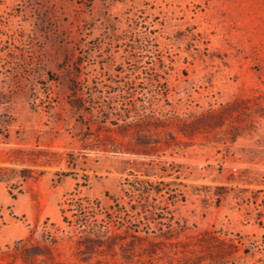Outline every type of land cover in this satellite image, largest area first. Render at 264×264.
I'll list each match as a JSON object with an SVG mask.
<instances>
[{
	"label": "rangeland",
	"instance_id": "obj_1",
	"mask_svg": "<svg viewBox=\"0 0 264 264\" xmlns=\"http://www.w3.org/2000/svg\"><path fill=\"white\" fill-rule=\"evenodd\" d=\"M0 264H264V0H0Z\"/></svg>",
	"mask_w": 264,
	"mask_h": 264
},
{
	"label": "trees",
	"instance_id": "obj_2",
	"mask_svg": "<svg viewBox=\"0 0 264 264\" xmlns=\"http://www.w3.org/2000/svg\"><path fill=\"white\" fill-rule=\"evenodd\" d=\"M65 211L62 210V213H64ZM65 218V217H64Z\"/></svg>",
	"mask_w": 264,
	"mask_h": 264
}]
</instances>
